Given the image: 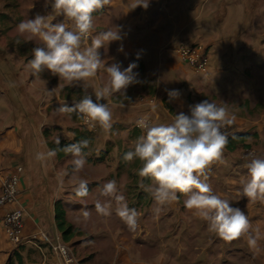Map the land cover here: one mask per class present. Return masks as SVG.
<instances>
[{
	"label": "crops",
	"instance_id": "0c3cea01",
	"mask_svg": "<svg viewBox=\"0 0 264 264\" xmlns=\"http://www.w3.org/2000/svg\"><path fill=\"white\" fill-rule=\"evenodd\" d=\"M252 1L208 0L203 4L204 0H151L147 9L140 6L132 9L135 0H107L105 6L93 14L92 35L96 36L109 29L117 31L120 26L124 39L109 44L105 42L101 49L102 57L108 64L120 63L122 67H127L136 59V53L141 52L138 68L134 69L139 73V83L129 86L126 95L123 92L114 93L104 101L117 106L113 117L118 118V122L121 123V120L126 118L125 113L129 109L125 106L132 101V96L145 90H150V99H155L156 104H163L164 98L168 96L164 88L173 79L172 73L175 72V67H178L172 62V57L175 53V45L180 42L205 41L209 49H214L215 56L220 58L229 54L239 55L228 65L215 69L218 76L226 78L224 74L227 73L228 67L233 68V79L227 77V83L218 86L230 89L233 97L237 87L251 85L264 88V13H261L264 6H254ZM208 3L211 4L210 15L204 16V13L199 10H203ZM233 6L235 8L232 10ZM221 7L225 14L217 15ZM234 10L236 11L233 20L235 26L229 30L232 20V16L229 17V15ZM211 18L214 23L212 26L215 28L210 24ZM63 20L64 18H61L57 22ZM68 23L71 24L70 21ZM248 24H251L250 29ZM216 29L221 30L222 35L221 32L217 33ZM235 37L240 41L239 45L234 44ZM87 43H91V38ZM121 43L123 52L118 51ZM175 54L177 55V52ZM26 64L19 68L20 74L15 73L13 77L16 80L17 77L24 78L20 83L24 84L26 91L28 89L30 92L13 97L8 93L10 92L9 84L4 75L9 63L7 60L0 62V91L2 92L0 95V192L3 180L14 173L18 166H23L19 190L20 206L25 211L24 237L27 239L33 237L40 230L61 236L56 222V214L61 211H65L67 221L75 228L87 231L82 228L83 222L77 221L78 217L83 216L82 211L86 209L89 216L103 218L104 216L96 211L95 202L97 199L103 202L106 198L98 196V191L107 181L115 180L119 194L124 196L130 207L144 216L145 222L139 224L135 231L128 230L125 224H122L119 229H104L99 225L96 233L90 230L96 239H100L93 244V248L96 249L93 252L95 257L78 258L74 254L77 264H218L220 255L213 258L212 256L213 248L220 244V238L209 230L205 220L194 215L193 210L184 207V200L187 199L185 194L178 193L179 198L175 203L157 212V206L150 205L152 197L144 190V187L150 186V177L136 175L134 177L136 184L129 186L127 177H122L118 181L119 164L116 169L103 161L87 160L84 168L79 171L80 174L74 176L70 175L68 170L72 162L65 160V157L70 154L65 153L62 156L61 161L64 162L62 166H58L60 161L57 153L53 158L37 159V153H45L51 149L43 133V99L38 97L43 96V87L49 85L53 88L58 86L89 88L94 93L107 82L108 77L107 73L101 69L95 77L88 80L87 85L82 83L69 85L49 72L29 77L27 75L30 71L26 69ZM247 71L252 72V79L244 75ZM9 75L11 77V73ZM242 80H246L245 84ZM172 81L177 79L174 78ZM213 82L210 78L209 83L213 84ZM74 101H77L74 97L64 96L58 97L54 102L71 104ZM138 102L141 104V98ZM216 103L225 106L230 114L235 116L234 124L229 126L230 135L243 133L249 134L250 137L244 144L233 150L224 148L223 162H213L210 166L208 183L216 194L230 200L231 206L239 207L244 211L253 228H260L262 238L259 241V250L249 248L246 237L240 238L238 246L244 248L248 256H252L254 263L264 264V202H251L246 197H241L239 183L242 178H247L243 158L249 152L264 155V111L253 118L249 111L243 116L240 115L232 100L227 102L220 100ZM170 108L173 107H169V112ZM150 113L153 112L150 110ZM67 117L69 119L72 116ZM118 163H120L119 159ZM101 165L106 167L105 174L99 171L89 173V170H94ZM84 170L87 174L82 173ZM79 179L88 181L89 194L83 198L74 194V187ZM116 207L117 205L113 202L111 214H117ZM9 209L10 206H0V264H66L61 256L55 254L49 245L41 240L27 242L21 246L13 245L3 226V218ZM150 214L157 215V225L161 224L156 234L150 226L154 223L150 221ZM208 232L211 233L209 237ZM79 234L72 237L70 241L64 242L72 248L71 243L79 239ZM104 234L112 241L109 255L104 253L102 245L105 243ZM150 242H153L159 250V254L153 258L146 256L143 250L141 251V247L150 248ZM227 247H235V242L228 241ZM82 252L86 253V249H82ZM177 254L181 258H177ZM203 255L206 258H202ZM188 256L190 257L187 258Z\"/></svg>",
	"mask_w": 264,
	"mask_h": 264
},
{
	"label": "clouds",
	"instance_id": "9594fccd",
	"mask_svg": "<svg viewBox=\"0 0 264 264\" xmlns=\"http://www.w3.org/2000/svg\"><path fill=\"white\" fill-rule=\"evenodd\" d=\"M150 2L135 0L132 9L137 6L147 9ZM43 3L51 7L55 16L62 14L64 20L53 24L54 17L36 14L34 18L22 20L17 25L20 35L28 34L25 42L37 37L41 42L40 46L32 48L26 69L33 76L49 72L69 85H87L88 80L103 69L108 79L94 92L95 99L92 94H85L71 104H63L58 111L76 113L89 129L98 124L104 130H110L113 113L109 105L102 101L114 93L123 92L126 95L129 86L139 83V73L134 69L138 68L141 52L136 53V59L127 67H122L120 63L108 64L102 57L101 49L105 42L109 44L124 39L120 26L117 31L109 29L92 35L93 13L102 9L107 0H43ZM89 38L90 44L87 43ZM123 50L121 43L118 51ZM167 94L170 101L181 95L178 89H170ZM151 111H157L155 101L151 104ZM234 122L235 116L225 106L209 99L190 104L187 113H176L168 123H157L148 116H141L135 121L141 134L132 149L124 153L123 159L126 162L138 159L141 162L137 174L150 177L153 181L152 185L141 187L155 201L157 212L175 203L178 193L185 194L184 207L205 220L210 231L226 241L246 237L249 248L259 250L262 238L260 228H253L246 213L239 207L231 206V201L216 194L208 183L210 166L213 162H223V150L229 142L226 129ZM56 143H60L59 138ZM89 143L84 139L64 148L73 157L72 167L76 172L81 171L87 162L88 153L85 150ZM55 156V149L37 153V159ZM243 159L247 178L239 182L240 196L251 202H264V155L249 152ZM74 194L81 198L88 196V181L79 179ZM98 196L106 198L103 202L100 199L95 202L99 214L110 215L115 202L117 215L130 230L137 229L140 214L119 194L115 180L104 183ZM82 215L87 219L90 214L85 209Z\"/></svg>",
	"mask_w": 264,
	"mask_h": 264
},
{
	"label": "rangeland",
	"instance_id": "374dc122",
	"mask_svg": "<svg viewBox=\"0 0 264 264\" xmlns=\"http://www.w3.org/2000/svg\"><path fill=\"white\" fill-rule=\"evenodd\" d=\"M205 4V1L203 2ZM201 5V4H200ZM252 5L254 6H264L263 0H253ZM211 6L210 3L206 7L203 8V10H199L204 13V16L206 14L210 15V9ZM251 6V5H250ZM253 6V7H254ZM201 8V7H200ZM235 8V6L232 7V10ZM264 8V7H262ZM251 11V10H250ZM52 9L50 6H45L43 3V0H0V62L7 60L9 63L8 69L4 73L5 80L7 82L10 92H8L11 96L16 97L18 94H24L30 92L28 89L26 91L24 84L20 83L23 81L24 78L19 79L17 77V80L13 77L15 73L20 74L19 68L23 66L24 63H27L28 60L31 58L32 55V48L35 46H40L41 42L39 38H33L32 40H28L25 42L28 38V34L20 35L17 31V25L22 20H27L29 18H34L36 14L41 15H49L50 18L54 17L52 20V23H58L57 20L64 18V16L58 15L55 16L54 13H51ZM98 12V10H97ZM264 13V9H261V13ZM236 11H232L229 17L232 16V20L230 22V28L229 30L235 26L234 21V15ZM225 14L223 7L220 8V10L217 12V15ZM262 15V14H261ZM214 18V17H213ZM213 18H211V26L213 23ZM253 26V24H252ZM213 27V26H212ZM249 29L251 28V24H248ZM215 28V27H213ZM261 29H263V24H261ZM228 30V31H229ZM217 33L221 32V30H217ZM222 35V32L220 33ZM238 35H236L237 37ZM234 38V44L239 45L240 41H238L237 38ZM19 40V43L17 41ZM186 42H180L179 44H176L174 47L175 53L176 49ZM188 44L193 43H202L204 45H207V42L205 41H189ZM173 54L172 62L176 63L178 67H175V72H173L172 77L173 79L176 78L177 81H170L168 86H166L164 89L167 91L170 89H178L180 90V97L172 99L170 101L169 96H166L164 98L163 104L157 103V111L153 113H150L151 105L150 104H142L143 99H149L150 98V90H145V92H142L140 94H137L136 96L133 95L132 101L127 104L125 107L129 110L126 111V118L124 120H121L122 122L119 123V119L113 117V123L110 130H104L101 128L98 124L96 125L95 129H89L87 125H85L84 120L81 116L77 115L76 113H60L58 111V108L62 106L65 103H55L54 101L57 100L58 97L63 98L64 96H70L74 97V99L79 100L82 98L85 94H92L93 99L94 93L87 89L82 88H73L69 86H58V87H50L49 85L44 86L42 90L43 96H38L42 98L43 100V116H42V124H43V133L44 137L46 138L47 144L49 145V142L56 143L57 138H59L60 144L63 143H76L81 140L87 139L89 140V147L85 151L88 153L87 160L90 162H96V161H103L106 164L112 165V167L117 169L118 167V181L121 180L122 177L128 178L127 185L134 186V177H136L137 169H139L142 164L141 162L136 159L131 162H126L123 159V155L126 151L131 150L133 145L135 144L136 138L141 134V132L135 127V121L140 116H149L152 120H154L157 123H168L170 122L176 113L180 111H184L187 113L188 106L190 104H194L196 102H199L203 99H209L213 102H218L220 100L224 101H233L235 102V105L237 106V112L243 116V114L247 113L249 111L252 114L253 118H256L260 112L264 111V88L263 87H237L235 90V96L233 97L230 93V89L228 90L227 87H218L220 84L225 85L227 83L226 78L229 77L230 79L233 75V68L228 67V70L226 71L224 75H226V78L224 76H218L215 69L219 68L222 65H228L231 60H235L239 57L238 54H229L225 57H219L215 56L214 49H209V55H210V69L209 72L206 74H199L195 72L191 67L181 62V60L177 57L176 54ZM11 68V69H10ZM11 73V77L10 74ZM244 75H247L249 77L248 79H252V72L247 71ZM27 76H32V74L29 72ZM214 81L213 84L209 83L210 78ZM20 80V81H19ZM233 81V80H232ZM243 83L246 80H242ZM230 82V80L228 81ZM248 82V81H247ZM245 84V83H244ZM220 88V90H219ZM216 89V90H215ZM218 89V90H217ZM0 91V95H1ZM39 93L37 92V95ZM34 97V96H33ZM37 97V98H38ZM149 97V98H146ZM141 98V104L138 102V99ZM104 102V101H102ZM106 103V102H105ZM156 103V102H155ZM69 104V103H68ZM113 115L116 114V108L117 106L113 104H108ZM53 106V107H51ZM172 106L175 110V113L172 114L169 112V107ZM53 108V110H52ZM54 109H57L56 111ZM67 116H72L71 118ZM229 134L230 135V129L228 127ZM79 137V139H77ZM57 144V143H56ZM66 155L70 154L66 152ZM62 157H58V160L60 161V164L58 166H62L64 162L61 161ZM118 159L120 160V163H118ZM65 160H68L67 162H72L73 157L71 154L68 157H65ZM68 164V163H67ZM71 164V163H70ZM105 164V166H106ZM141 165V166H139ZM104 166V165H103ZM102 165L98 168H95L94 170H89V173H99L105 174L106 173V167L104 168ZM111 167V166H110ZM108 167V169H110ZM69 174L78 176L80 174L79 172H76L73 170L72 165H69ZM83 174L86 173L84 170L82 172ZM88 173V174H89ZM87 174V173H86ZM136 180V179H135ZM136 184V183H135ZM153 182H151L150 178V185H152ZM132 189V188H131ZM129 200V199H128ZM156 205L154 200L150 201V205L152 206ZM104 216V215H103ZM158 216L155 214H150V221H154V223L150 226H152L153 232L158 230V227L161 226L157 225V218ZM161 217V216H160ZM77 221L83 222L82 228H85L87 231H83L81 229L80 231L82 233L79 234L77 240L71 243L73 253L78 258H94V251L96 249L93 248V244H96L97 241L100 239H96L95 236H93L90 232V230L94 231L96 233L97 226L100 225V227H103L104 229H119L122 224H125L124 221L117 215V214H110L108 216L99 217L98 216H89L87 219H85L83 216L78 217ZM145 222L144 216L139 215L138 217V225L143 224ZM126 225V224H125ZM139 227V226H138ZM129 230V228H128ZM208 237L211 234L210 232L207 233ZM214 235V234H213ZM104 241L102 245L104 246V253L106 255H109L112 247V241L111 238L108 237L106 234H104ZM215 237V235L213 236ZM220 244L213 248V256L220 255L218 264H259L254 263L252 261V256H248L246 252H244V248L241 246H238L240 244L239 240L240 238L236 240H232L229 242H235V247H227V242L223 238L219 237ZM102 243V241L100 242ZM80 245L82 247H80ZM175 246H177V243H175ZM109 247V248H108ZM141 251L145 253L146 256H150V258H153L154 256L159 254V250L156 245L153 244V242H150V248L149 247H141ZM82 249H86V253L82 252ZM176 251L177 247H175ZM228 252V254H227ZM178 253V252H177ZM105 255V256H106ZM177 258H181L176 255ZM230 256V258H228ZM188 256L187 258H189ZM192 258V257H191ZM202 258H206L205 255L202 256ZM254 260V259H253ZM228 261V263H226Z\"/></svg>",
	"mask_w": 264,
	"mask_h": 264
},
{
	"label": "built area",
	"instance_id": "2783aa9c",
	"mask_svg": "<svg viewBox=\"0 0 264 264\" xmlns=\"http://www.w3.org/2000/svg\"><path fill=\"white\" fill-rule=\"evenodd\" d=\"M204 1L207 2L208 0ZM176 52L181 62L191 67L195 72L199 74H206L209 72L210 55L207 45L202 43H184L176 49ZM153 101H155L153 98H149L147 100L143 99L142 104L151 105ZM92 129H95V127ZM137 129L141 132V129ZM226 131L229 134L228 128ZM23 171V166H18L14 173L3 180L0 192V206H10V209L3 218L4 231L8 239L15 246H21L27 242H36L37 240H41L48 244L55 254L61 256L66 264H77L78 261L71 246L65 243L60 235H53L44 230H40L37 234L33 235V237L28 239L24 237L25 211L20 206L19 190V184Z\"/></svg>",
	"mask_w": 264,
	"mask_h": 264
},
{
	"label": "trees",
	"instance_id": "16d2710c",
	"mask_svg": "<svg viewBox=\"0 0 264 264\" xmlns=\"http://www.w3.org/2000/svg\"><path fill=\"white\" fill-rule=\"evenodd\" d=\"M94 13H97V11ZM170 112L172 114L175 113L173 108H170ZM249 137H250L249 134H243V133H234L232 135H229V142L225 147L229 150H233L237 148L239 145L244 144ZM77 139H79V137ZM69 144H72V142L63 143V144L60 143L56 144L49 142L50 148L55 149L59 157H62L65 154L64 148ZM56 222H57V228L62 236V239L66 242L70 241L72 237L80 233V230L78 228H75L72 224H70L67 221L65 211L57 212Z\"/></svg>",
	"mask_w": 264,
	"mask_h": 264
},
{
	"label": "water",
	"instance_id": "95a60500",
	"mask_svg": "<svg viewBox=\"0 0 264 264\" xmlns=\"http://www.w3.org/2000/svg\"><path fill=\"white\" fill-rule=\"evenodd\" d=\"M264 1V0H263Z\"/></svg>",
	"mask_w": 264,
	"mask_h": 264
}]
</instances>
